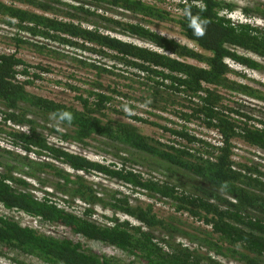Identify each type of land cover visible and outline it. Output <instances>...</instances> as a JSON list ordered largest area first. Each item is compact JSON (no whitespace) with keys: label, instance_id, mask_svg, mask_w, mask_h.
<instances>
[{"label":"trees","instance_id":"obj_1","mask_svg":"<svg viewBox=\"0 0 264 264\" xmlns=\"http://www.w3.org/2000/svg\"><path fill=\"white\" fill-rule=\"evenodd\" d=\"M71 2L0 0V23L17 29L12 39L17 46L28 45L40 53L48 50L51 56L63 58H68L65 50L48 44L81 51L82 56L73 59L83 68L100 78L129 82V92L124 93L119 83L112 88L94 82L91 89L69 85L79 94L80 109L58 103L28 91L34 83L30 80L32 66L18 52H0V138L11 147L0 146V259L9 264H123L91 248L100 244L130 259L129 264H264V173L234 162L233 143L240 138L264 151V125H249L251 118L225 105L235 95L264 103L263 91L229 77L228 63L264 70L236 51L264 60V27L233 21L231 14L238 7L223 0H179L176 6L181 14L176 17L149 0ZM189 6L193 13L200 6L206 9L202 15L209 24L202 38L194 37L187 27L183 13ZM243 11L246 17L256 13L264 21V4ZM110 12L124 15L125 21L109 18ZM157 21L174 22L186 39L210 56L153 31L150 25ZM104 24L116 27L120 37L106 32L110 29ZM123 37L137 38L149 47ZM84 54L100 59L93 64ZM104 60L112 65H101ZM34 77L41 79L40 75ZM120 101L140 102L150 116L155 112L173 114L178 122L163 127L131 116L118 107ZM60 111L70 112L72 122L54 116ZM112 115L159 127L168 136L167 142L144 136L132 123ZM193 120L216 131L220 145L191 134L188 125ZM48 123L53 125L47 127ZM59 143L97 149L100 154L118 144L129 149V156L137 159L133 153H139L147 160L130 161L116 155L119 162L106 165L67 151ZM149 166L163 170L160 174ZM176 170L185 171L193 181L199 179L205 185L201 192L205 198L171 183L168 176ZM92 174L143 190L153 202L133 204L119 191H98L86 178ZM33 191L43 194L37 197ZM211 198L214 200H208ZM157 202L173 213L157 210ZM99 209L111 212L112 217L99 214ZM4 212L25 217L29 223L11 219ZM183 217L193 223L186 224ZM30 219L48 229H64L68 236L37 230ZM199 222L203 226L194 225Z\"/></svg>","mask_w":264,"mask_h":264},{"label":"rangeland","instance_id":"obj_2","mask_svg":"<svg viewBox=\"0 0 264 264\" xmlns=\"http://www.w3.org/2000/svg\"><path fill=\"white\" fill-rule=\"evenodd\" d=\"M67 3H72L71 0H64ZM150 3H156L160 8L165 9L166 11H169L173 14V17H176L177 15L181 14L180 11L177 10V4L179 3V0H162L159 2V0H149ZM227 3H232L237 5L238 9L234 11V13L231 14V18L233 21L237 23H250L254 26H259V27H264V21H262V18H260L256 13H252L249 17L244 16L245 12L243 9L245 8H250L251 10L256 8L260 4H264V0H223ZM103 13L104 11H100ZM225 14V12H223ZM109 18H113L115 20L124 22V15H119L116 13L110 12L108 14ZM101 24V23H99ZM105 27H107L110 30H106L109 34L115 37H120L121 33H116L118 32L116 30V27L109 25V24H104ZM151 29L153 31H156L157 33L165 36L166 38L172 39L176 42H178L180 45L185 46L195 52H197L200 55L204 56H210V53L203 51L201 48H199L194 42L189 41L186 39L178 25H176L174 22H154L153 25H150ZM17 34V29H12L9 28L2 23H0V52L4 53H16L18 52V56L22 58L27 64H29L31 69L30 71V77H32L30 80L34 81L33 85L28 87V91L31 94L41 96L48 98L50 100H54L58 103H62L68 106L76 107L80 109V104L76 100L77 96H79L78 92L72 91L68 86H73V87H83L84 89H91L92 85L94 82H99L102 84L104 87H111L112 88L119 83V86H121L123 89L124 93H127L129 91L126 86L129 85V82L122 81L118 78L115 77H108L107 76H102L101 78L98 77L95 73V71L89 70L88 68H83L77 61H75L73 58H79L78 56H82L81 51H77L75 49H67L64 47H59L55 46L54 44H48L49 47L64 51L66 56L68 58H63V57H58V56H51L48 50H43L42 53L38 52L37 50L29 47L28 45H20L17 46L15 42H13V38ZM124 39V37H123ZM125 41L128 42H134L135 44L141 45V46H146L149 47L148 43L139 40L134 37H129L124 39ZM239 54L249 57L255 61H257L259 64H261L264 67V60L258 58L254 54H249L245 53L241 50H236ZM87 54H84V58H88ZM100 58H97L96 56L89 57V59H85L87 62L97 64L96 62ZM188 64L191 65H197L201 67V64L197 63L196 61L189 60V59H183ZM230 69H231V74L229 77L237 82L249 85L255 89L261 90L264 92V70L261 71H253L248 68L242 67L233 61L228 60ZM106 64L108 66H111L112 63L104 60L101 62V65ZM48 68L51 69L48 72H43L42 70L38 68ZM35 75H40L41 79L35 80ZM125 86V87H123ZM139 88V86H135ZM142 91V90H141ZM134 92V91H132ZM143 95V93H138L136 96L140 98ZM140 100V99H139ZM180 101V100H178ZM225 105L229 106L230 108L238 109L242 114L248 116L252 120L250 121L249 125H254L255 127L261 128L262 125H264V103L260 102L256 99L253 98H248L243 95H235V98L231 99V101L226 100ZM126 104L128 106H135V110L131 111V108H127ZM182 104H184L182 102ZM118 107L120 108H125V112L131 114V116H140L141 118L145 120H149L150 122H155L158 123L161 126H170V122L175 121L178 122L176 119V116L173 114H166L162 115L159 112H155V116H150L149 112L146 107L142 103H132L129 102L127 103L126 101H120L118 102ZM124 106V107H123ZM160 116V118L158 117ZM112 118L114 119H120L127 121L128 123H132L134 126L138 127L144 136H148L150 138H158L159 140H162V142H167L165 139L168 138L167 135H165L162 132V129L159 127H152L147 124H139V123H134L132 120H128L127 118H124L123 116H118V115H112ZM242 122H244V119H241ZM53 124L48 123L47 127H51ZM173 127V126H172ZM188 129L191 134L195 135L197 138L201 140H205L211 144L218 145L220 144L221 140L215 131H211L208 126L203 125L202 122L193 120L191 124L188 125ZM53 142H57L55 138H52ZM234 143V162L240 165H247V166H252L256 167L261 173H264V151H261L259 149L250 147L246 143H244V140H241L240 138L235 139ZM61 144L60 146L72 153L82 155L91 161L95 162H100L103 164H109L111 161L112 162H119L117 158H115L116 155L126 157L131 160H136V161H141L142 159H146V157L142 154H137L133 153L136 157L129 156L130 151L128 148H125L123 145H115V148H118L117 150L114 149H109V153L107 154H100L97 153L99 150L97 149H90V150H84L81 147L77 145H70L68 143H59ZM0 146L8 147L11 149L10 145L6 144V141H3L2 138H0ZM122 157V158H123ZM147 160V159H146ZM149 160V159H148ZM154 160H149V162H153ZM10 162V161H9ZM146 162V161H145ZM160 165H163L162 163L157 162ZM147 164V163H146ZM148 165V164H147ZM153 167V170H156L157 172H161V168L159 167H154V166H149ZM157 173V174H159ZM161 174V173H160ZM164 175L166 176V172L164 170ZM175 175V176H174ZM170 176L172 178H170ZM45 178V176H42ZM47 178V177H46ZM89 180V183L95 187L98 191L105 192L106 194L109 193H115V191H119V194L127 197L133 204H144L148 203L149 200L148 198L137 191H134L130 187H126L116 181L107 179L103 176H96L92 174L91 176L86 177ZM170 178L171 183H175L178 186H180V189H184L187 192H192L195 194L197 197H204L201 192L203 190V187H205L204 184H201V181L195 180L193 181V177L188 175L185 171L181 170H176L175 174H170L168 176V179ZM50 179V178H48ZM52 180V179H50ZM56 182L55 180H53ZM33 184H36L33 182ZM39 187V185H37ZM46 190V188H43ZM48 191H52L50 187L47 188ZM198 190V191H197ZM33 194H35L37 197L43 193H35L33 191ZM39 194V195H37ZM225 196V195H223ZM208 200H214L213 198L208 199ZM156 209L161 211V212H171L173 213V210L170 211L169 207H160L159 203L157 202L156 204ZM163 208V209H162ZM165 209V210H164ZM99 214H105L106 216L112 217L111 212L103 211L99 209ZM0 214H2L0 212ZM4 214L9 215L11 219H14L16 221H21L24 224H28L29 220L25 217H20L18 214L15 213H8L4 212ZM121 219H128L126 217H123L122 215L119 216ZM31 220V219H30ZM183 220L188 222V224H192V220H188L186 217H183ZM31 225L37 230H40L42 232H47V233H59L62 236H66L67 232L64 229H61L56 226H52L48 229L49 226H44L41 224L40 221L38 220H31ZM195 226H203L202 222H199L197 224H194ZM183 229L185 228L182 227ZM68 236V235H67ZM188 245V244H187ZM191 249H194V246L191 244L188 245ZM91 248L102 254L106 255L109 257H116L118 258L123 264H129L130 259H127L126 257L122 256L118 251L114 250L113 248H106L103 247L100 244H92ZM0 262L2 264H9L7 261H3L0 259ZM27 262H30V260H27ZM35 264H43L39 263L37 261L34 262ZM135 264H140L139 262H136ZM223 264H238L235 262H230V261H223Z\"/></svg>","mask_w":264,"mask_h":264},{"label":"clouds","instance_id":"obj_3","mask_svg":"<svg viewBox=\"0 0 264 264\" xmlns=\"http://www.w3.org/2000/svg\"><path fill=\"white\" fill-rule=\"evenodd\" d=\"M205 10L206 9L203 6H200V11L196 12V13H193L190 6L186 7L184 9L183 15L185 17L187 27H188V29H190L192 31L193 36L196 38H202L206 34V31H207V26L209 24V20L206 16L202 15V13ZM54 116H58L61 121H67L69 123H71L73 120V115L68 111H60L59 113H55ZM218 136H219V134H218ZM219 138H220V136H219ZM220 140H221V138H220ZM218 145H220V144H218ZM133 190L137 191L139 193H142L145 196L147 194V193H144L143 190H139L137 188L133 189ZM148 200H149L148 203L153 202V200H150V199H148Z\"/></svg>","mask_w":264,"mask_h":264}]
</instances>
